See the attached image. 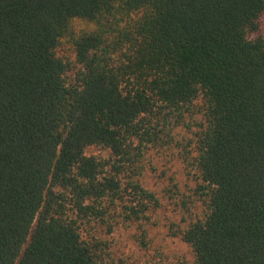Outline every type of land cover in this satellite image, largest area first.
Returning a JSON list of instances; mask_svg holds the SVG:
<instances>
[{"label": "trees", "instance_id": "trees-1", "mask_svg": "<svg viewBox=\"0 0 264 264\" xmlns=\"http://www.w3.org/2000/svg\"><path fill=\"white\" fill-rule=\"evenodd\" d=\"M181 126L204 209L172 235L264 264V0H0V264H107Z\"/></svg>", "mask_w": 264, "mask_h": 264}, {"label": "rangeland", "instance_id": "rangeland-1", "mask_svg": "<svg viewBox=\"0 0 264 264\" xmlns=\"http://www.w3.org/2000/svg\"><path fill=\"white\" fill-rule=\"evenodd\" d=\"M194 130L181 126L174 131L171 143L146 151L141 181L156 195L159 207L141 227L116 228L108 238L111 249L107 264H194L189 246L171 232L187 226L204 209L194 194L198 181L187 154ZM87 153L108 155L98 148H89Z\"/></svg>", "mask_w": 264, "mask_h": 264}]
</instances>
